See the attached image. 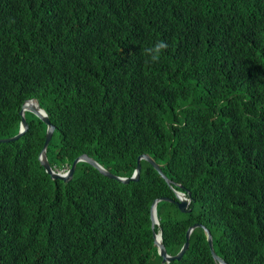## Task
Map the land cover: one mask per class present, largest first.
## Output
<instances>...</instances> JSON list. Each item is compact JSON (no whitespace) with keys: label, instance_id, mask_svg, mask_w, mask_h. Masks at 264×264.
I'll list each match as a JSON object with an SVG mask.
<instances>
[{"label":"trees","instance_id":"1","mask_svg":"<svg viewBox=\"0 0 264 264\" xmlns=\"http://www.w3.org/2000/svg\"><path fill=\"white\" fill-rule=\"evenodd\" d=\"M30 98L55 125L52 166L87 153L132 176L147 153L172 185L147 160L129 183L84 161L53 179L47 124L27 111L0 143V264H161L151 206L175 189L192 211L159 202L170 254L202 223L229 264H264V0H0V138ZM163 264L219 262L197 227Z\"/></svg>","mask_w":264,"mask_h":264},{"label":"water","instance_id":"2","mask_svg":"<svg viewBox=\"0 0 264 264\" xmlns=\"http://www.w3.org/2000/svg\"><path fill=\"white\" fill-rule=\"evenodd\" d=\"M27 111L34 113L35 115H37L39 118H41V120H43L47 124L46 139H45L43 149L40 153L39 159H40L42 165L44 166L46 172L49 173L53 179L62 178L66 181H69L70 179L73 178V176L75 174L77 164L81 161H84V162H88L89 164L93 165L95 168L99 169L103 174H105L107 176H110L112 178H116L117 180L124 182V183H129L130 181H138L139 180V178L141 176V169H142L141 161L147 160L151 164H153V166L161 173V175L167 180V182H170V179H168V177L165 175V173L162 170V165L160 163L156 162V160L147 153L141 154L138 157L137 167H136L132 176H120V175L112 173L110 170L105 168L99 161H97L93 156H90L87 153H83L80 156H78L74 160L71 167L69 168V170L65 174H61V173L56 172L54 170L53 166L49 162L48 153H47L48 146H49L50 141L53 137L55 125L50 121L46 110L40 105L39 100L36 98L27 99L23 103L22 109L20 112L22 115V120H21L20 130H19L18 134L14 135L10 138H0V143L1 142L15 141V140L19 139L27 131V129L29 128V124H28L27 118H26V112ZM175 193H176L177 200L170 198V197H160V198L155 199V201L152 205V223H153L152 226L153 227L155 226V223L159 222V218L157 215V204L161 201H168V202L176 203L181 212H191L192 211V208L189 207L190 201H192L191 191L184 192V191H180V190H175ZM187 194H188V196H187ZM197 227H201L204 229L208 243H209V246H210V249H211V253H212L214 259L217 260L219 262V264H229L223 257H221V255H219L216 252L215 247H214L213 235H212L210 229L202 223H194L193 225H191L188 228L187 233H186V241L183 244L181 250L177 254H169L168 253L167 248L163 242L162 232L161 233L156 232L154 234L155 245L158 247L159 254L163 257V260L164 261H172L174 259H181L183 257V255L185 254V252L187 251V249L189 248L191 234L193 233V231Z\"/></svg>","mask_w":264,"mask_h":264},{"label":"clouds","instance_id":"3","mask_svg":"<svg viewBox=\"0 0 264 264\" xmlns=\"http://www.w3.org/2000/svg\"><path fill=\"white\" fill-rule=\"evenodd\" d=\"M168 47H169V44L166 40L158 39L151 46L143 48L141 50V52L147 58L146 62L158 63L161 60L162 55L168 49ZM70 167L63 169V171H62L60 168L53 166L54 170L58 173H61V174H65L69 170ZM180 191H182V190H180ZM184 192H186V191H184ZM187 196H188V194H187ZM190 204H191V201H190ZM190 204H189V207H190ZM159 222H160V220H159ZM161 232L162 231H160L159 233H161Z\"/></svg>","mask_w":264,"mask_h":264},{"label":"rangeland","instance_id":"4","mask_svg":"<svg viewBox=\"0 0 264 264\" xmlns=\"http://www.w3.org/2000/svg\"><path fill=\"white\" fill-rule=\"evenodd\" d=\"M62 171H63V169H61ZM166 175V174H165ZM167 176V175H166ZM168 179H170L169 177H168ZM167 181V180H166ZM131 182V181H130ZM169 184H171L172 185V180L170 179V182H168ZM176 190V189H175ZM155 201V200H154ZM154 201H153V203H154ZM153 203H152V205H153ZM159 204V203H158ZM158 204H157V207H158ZM163 208H167L168 209V211H169V213L170 214H176L177 215V212H176V210H175V208H174V206L173 207H171V206H169V205H167L166 203H164V205H163ZM157 215H158V210H157ZM181 216V215H180ZM158 217H159V215H158ZM151 221H152V206H151ZM153 225V223L151 222V228H152V230H153V237H154V245H155V236H154V234L157 232V233H159L160 231H161V229H160V227H159V230H155V227H156V225H158V226H160V222H157V223H155V226L153 227L152 226ZM156 246V245H155ZM157 247V246H156ZM157 249H158V247H157ZM158 254H159V251H158ZM160 255V254H159ZM161 256V255H160ZM162 257V256H161ZM152 259L154 260V262H161V264H163V263H170L171 261H164L163 260V257H162V259L161 260H159L158 258H156V257H152ZM173 261V260H172ZM163 262V263H162Z\"/></svg>","mask_w":264,"mask_h":264}]
</instances>
